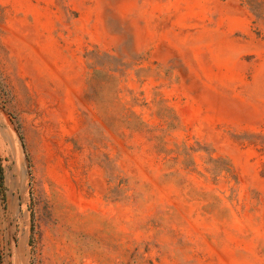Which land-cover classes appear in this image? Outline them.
Segmentation results:
<instances>
[{
  "label": "rangeland",
  "instance_id": "rangeland-1",
  "mask_svg": "<svg viewBox=\"0 0 264 264\" xmlns=\"http://www.w3.org/2000/svg\"><path fill=\"white\" fill-rule=\"evenodd\" d=\"M0 264H264V22L0 0Z\"/></svg>",
  "mask_w": 264,
  "mask_h": 264
},
{
  "label": "trees",
  "instance_id": "trees-1",
  "mask_svg": "<svg viewBox=\"0 0 264 264\" xmlns=\"http://www.w3.org/2000/svg\"><path fill=\"white\" fill-rule=\"evenodd\" d=\"M255 19L264 22V0H237Z\"/></svg>",
  "mask_w": 264,
  "mask_h": 264
},
{
  "label": "bare ground",
  "instance_id": "bare-ground-1",
  "mask_svg": "<svg viewBox=\"0 0 264 264\" xmlns=\"http://www.w3.org/2000/svg\"><path fill=\"white\" fill-rule=\"evenodd\" d=\"M10 209V208H9ZM11 211H12V209H11ZM14 211V210H13ZM23 244V243H22Z\"/></svg>",
  "mask_w": 264,
  "mask_h": 264
}]
</instances>
